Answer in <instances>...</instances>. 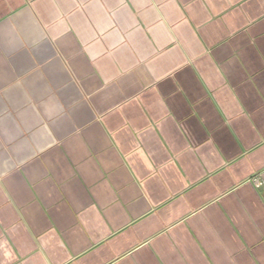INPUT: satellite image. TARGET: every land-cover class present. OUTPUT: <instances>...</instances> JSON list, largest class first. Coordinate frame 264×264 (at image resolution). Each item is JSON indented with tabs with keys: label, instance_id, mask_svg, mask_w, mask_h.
I'll return each instance as SVG.
<instances>
[{
	"label": "crops",
	"instance_id": "obj_1",
	"mask_svg": "<svg viewBox=\"0 0 264 264\" xmlns=\"http://www.w3.org/2000/svg\"><path fill=\"white\" fill-rule=\"evenodd\" d=\"M0 264H264V0H0Z\"/></svg>",
	"mask_w": 264,
	"mask_h": 264
}]
</instances>
